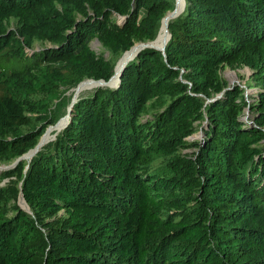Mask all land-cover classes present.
Wrapping results in <instances>:
<instances>
[{"label": "trees", "instance_id": "1", "mask_svg": "<svg viewBox=\"0 0 264 264\" xmlns=\"http://www.w3.org/2000/svg\"><path fill=\"white\" fill-rule=\"evenodd\" d=\"M183 1L0 0V264H264V0Z\"/></svg>", "mask_w": 264, "mask_h": 264}, {"label": "rangeland", "instance_id": "2", "mask_svg": "<svg viewBox=\"0 0 264 264\" xmlns=\"http://www.w3.org/2000/svg\"><path fill=\"white\" fill-rule=\"evenodd\" d=\"M184 7H185V3L183 0H176V7L174 10L168 12V14L165 18V20L167 19V24H165V20H164L163 29L161 30V32L159 34V36H160L163 32L166 33L165 39L159 40V36H158L157 39L154 41L137 42L133 46V47L139 46L137 52L134 55H130V53L133 49L132 48L128 53L123 54L118 61L117 70L119 69V66L123 62H128L129 60H132L133 58H135L138 55V53L140 51H142L146 48L164 47L167 44V42L169 41V37H170V33L168 31L169 21L176 18L178 15H180L181 12L183 11ZM118 18H119V22H121V23L125 20V16H118ZM10 30L15 32V33L18 31V24H17V21L15 19H12V21H11ZM53 47H54V45L49 41H37V42H35L34 46L32 48H30L29 51L31 54H33L35 52H42L43 50L51 49ZM92 48L95 51V53L97 54V56H99V57L103 56V57L109 59L112 56L111 51L109 49H106L99 42L98 39H96L92 42ZM220 73L230 86L245 88V94L246 95L248 93H250V90H249L247 83H248L249 79L251 78L253 72L249 67H245V66L242 67V66L227 64V65L223 66V68H221ZM82 84L67 94V97L72 102H76L81 97L86 96L87 94L93 92L95 89H97L100 86L106 85V86L113 87V86H115L116 81L106 84V83L86 79V80H84V82ZM69 108H70L69 106H66L64 108V110H63L64 114L62 115L61 120L59 121V123L56 126H51L49 128V131L46 134V136L44 137V139L42 140L41 144L47 143L50 140L52 133L55 130H59L60 128L64 127V125L68 119L67 116L69 114ZM243 119L247 122H250L254 119L253 115H251L248 108L245 110V115L243 116ZM203 137H204V132H200L198 134H194L193 137L189 138L188 140H191V141L192 140H200ZM195 150L196 149L194 147L183 148V153L191 155ZM29 157H30V155H28L27 157H24L21 160H23V161L29 160ZM19 161L20 160H16L13 162H7V163H0V169H1L0 170V188L6 187L8 184V179L3 178L4 172L15 168ZM19 205L31 213L30 208L27 206V204H26V202L22 196H20V198H19Z\"/></svg>", "mask_w": 264, "mask_h": 264}, {"label": "bare ground", "instance_id": "3", "mask_svg": "<svg viewBox=\"0 0 264 264\" xmlns=\"http://www.w3.org/2000/svg\"><path fill=\"white\" fill-rule=\"evenodd\" d=\"M165 24H167V19L165 20ZM164 24V25H165ZM165 37H166V33H162L160 36H159V40H164L165 39ZM138 48H139V46H136V47H133V49H132V51H131V53H130V55H134L136 52H137V50H138ZM136 58V57H135ZM125 63L126 62H123L120 66H119V69H121V68H123V67H125L124 65H125ZM122 71V70H121ZM119 76V75H118ZM118 84V83H117ZM83 85V84H82ZM116 85V84H115ZM82 87V86H81ZM77 95V94H76ZM67 119V118H66ZM64 123V122H63ZM1 170V169H0Z\"/></svg>", "mask_w": 264, "mask_h": 264}, {"label": "water", "instance_id": "4", "mask_svg": "<svg viewBox=\"0 0 264 264\" xmlns=\"http://www.w3.org/2000/svg\"><path fill=\"white\" fill-rule=\"evenodd\" d=\"M126 64V63H125ZM122 69V68H121ZM121 69H118V72H120L121 71ZM118 81H116V83H117ZM71 108H72V106L69 108V114H68V119H69V117H70V111H71ZM68 119H67V121H68ZM67 121H66V123H67ZM66 123H65V125H66ZM64 125V126H65ZM28 156V155H27ZM27 156H25V157H27ZM24 157H22V158H20V159H18V160H21V159H23ZM23 197V196H22ZM24 198V197H23Z\"/></svg>", "mask_w": 264, "mask_h": 264}]
</instances>
